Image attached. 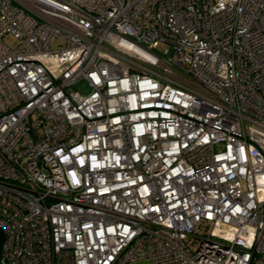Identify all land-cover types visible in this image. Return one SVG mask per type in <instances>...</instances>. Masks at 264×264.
Instances as JSON below:
<instances>
[{
  "label": "built area",
  "instance_id": "obj_1",
  "mask_svg": "<svg viewBox=\"0 0 264 264\" xmlns=\"http://www.w3.org/2000/svg\"><path fill=\"white\" fill-rule=\"evenodd\" d=\"M141 259L264 264V0H0V264Z\"/></svg>",
  "mask_w": 264,
  "mask_h": 264
},
{
  "label": "rangeland",
  "instance_id": "obj_2",
  "mask_svg": "<svg viewBox=\"0 0 264 264\" xmlns=\"http://www.w3.org/2000/svg\"><path fill=\"white\" fill-rule=\"evenodd\" d=\"M3 41L8 45V46H14L16 44V40L13 39L11 36H5L3 38ZM156 48L159 50H162L165 47V44L162 42H156L155 43ZM78 85H74L73 88H77ZM129 264H150V262L147 259H141L138 261L131 262Z\"/></svg>",
  "mask_w": 264,
  "mask_h": 264
}]
</instances>
